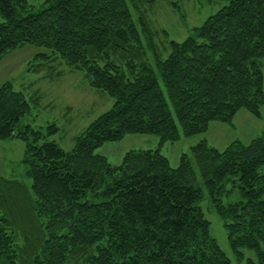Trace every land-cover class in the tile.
<instances>
[{
  "label": "trees",
  "instance_id": "1",
  "mask_svg": "<svg viewBox=\"0 0 264 264\" xmlns=\"http://www.w3.org/2000/svg\"><path fill=\"white\" fill-rule=\"evenodd\" d=\"M220 1L228 4L184 41H170L163 59L141 17L139 36L126 0H44L38 9L27 0H0V62L24 45L42 47L36 69L60 60L113 99L67 152L21 126L29 103L11 83L0 87V141L25 143L31 180L29 190L0 175V264H231L209 233L191 158L181 155L173 168L161 153L180 137L175 119L191 137L213 122L231 125L240 109L261 118L264 0ZM154 2L129 0L134 8ZM172 6L183 19L179 4ZM142 33L175 118L155 70L141 58ZM124 52L142 61L131 59L124 69L112 59ZM130 134L157 136L158 149L129 151L119 166L95 154ZM190 152L236 260L247 249L256 256L247 264H264V131L224 150L202 140ZM232 188L240 201L224 205Z\"/></svg>",
  "mask_w": 264,
  "mask_h": 264
},
{
  "label": "rangeland",
  "instance_id": "2",
  "mask_svg": "<svg viewBox=\"0 0 264 264\" xmlns=\"http://www.w3.org/2000/svg\"><path fill=\"white\" fill-rule=\"evenodd\" d=\"M44 0H27L37 9ZM132 19L137 27L139 36L141 33V17L153 37L156 51L163 59L170 52V41L182 42L189 35L193 27L201 26L204 21L219 9L226 6L228 1L220 0H155L154 3L138 4L134 8L126 0ZM172 3L179 4L183 19L178 15ZM144 33V32H143ZM141 34V40L145 46L142 60L147 57V63L154 70L161 90L169 105V110L174 117L173 107L167 96L166 89L161 81L160 74L155 68L153 49L148 46L146 34ZM142 52V50H140ZM47 52L42 47L24 45L23 47L9 51L0 62V87L5 83H11L13 90L24 94L30 106V112L20 120L21 126L29 125L32 129L41 131L46 142H55L65 151H71L85 129L101 114L108 111L113 105V99L101 90L90 86L89 79L81 71H71L60 60L47 61L41 64V68L34 67L37 62L34 56ZM121 58L114 56L113 61L128 69V64L133 60L139 64L142 60L130 56ZM264 81V58L260 60ZM32 64V65H31ZM35 70V71H34ZM264 86V85H263ZM261 118H255L245 109H240L231 125L213 122L207 132L191 137H184L181 128L175 119L179 132L177 141H167L161 147V153L168 159L171 167L179 165L180 157L188 155L203 190V199L200 207L204 217L209 221V233L216 240L220 249L230 259L231 264H247L248 260L256 262L254 252L241 249L243 259L236 260V256L230 248L227 233L222 221L216 214L208 196L196 162L191 157V147L206 140L207 144L217 150H224L231 142L240 141L243 144L250 143L264 131V106L260 109ZM175 118V117H174ZM55 125L56 132L52 127ZM159 146V138L155 135H126L121 141L103 144L95 154L104 156L112 166H119L124 155L132 150H156ZM25 143L18 139L0 141V175L5 179L18 180L27 189H31V180L26 176V166L22 163ZM261 172H264V167ZM231 184L226 189H231ZM224 205L240 201L237 188H232L230 194L221 198Z\"/></svg>",
  "mask_w": 264,
  "mask_h": 264
}]
</instances>
